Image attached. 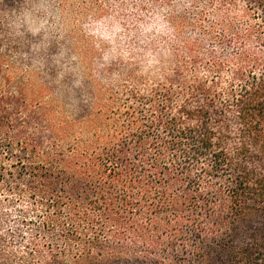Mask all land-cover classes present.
Masks as SVG:
<instances>
[{
    "label": "trees",
    "instance_id": "obj_1",
    "mask_svg": "<svg viewBox=\"0 0 264 264\" xmlns=\"http://www.w3.org/2000/svg\"><path fill=\"white\" fill-rule=\"evenodd\" d=\"M148 1L169 60L145 93L88 66L90 106L59 114L0 58L10 264H264V0Z\"/></svg>",
    "mask_w": 264,
    "mask_h": 264
},
{
    "label": "rangeland",
    "instance_id": "obj_2",
    "mask_svg": "<svg viewBox=\"0 0 264 264\" xmlns=\"http://www.w3.org/2000/svg\"><path fill=\"white\" fill-rule=\"evenodd\" d=\"M169 8L148 0H0V58L59 114L78 115L90 106L88 78L141 93L162 79ZM1 255L0 264H10Z\"/></svg>",
    "mask_w": 264,
    "mask_h": 264
}]
</instances>
